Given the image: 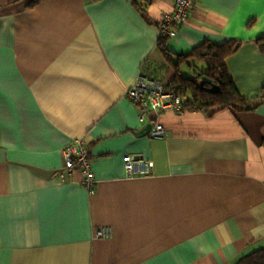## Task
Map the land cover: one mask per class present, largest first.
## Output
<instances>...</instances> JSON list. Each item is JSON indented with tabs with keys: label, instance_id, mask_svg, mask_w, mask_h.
<instances>
[{
	"label": "crops",
	"instance_id": "obj_1",
	"mask_svg": "<svg viewBox=\"0 0 264 264\" xmlns=\"http://www.w3.org/2000/svg\"><path fill=\"white\" fill-rule=\"evenodd\" d=\"M31 2L0 0V264H238L263 250L264 0H196L167 38L173 61L241 42L226 67L248 110L166 112L165 139L141 133L128 90L142 73L175 78L159 29L175 0ZM79 139L94 193L80 170L60 176ZM136 154L150 175L126 176ZM103 226L112 239H95Z\"/></svg>",
	"mask_w": 264,
	"mask_h": 264
},
{
	"label": "built area",
	"instance_id": "obj_2",
	"mask_svg": "<svg viewBox=\"0 0 264 264\" xmlns=\"http://www.w3.org/2000/svg\"><path fill=\"white\" fill-rule=\"evenodd\" d=\"M196 0H175L172 12L165 13L159 23L161 38L177 36L178 28L187 23ZM128 97L138 109V118L142 124L151 123L149 135L154 139H165L168 132L160 123L161 116L166 112L184 113L189 109L187 99L173 90L169 83L154 77L152 74H140L134 86L128 90ZM197 110V106L192 108ZM64 168L60 173L65 178L75 170L83 174V185L90 193L95 192L96 180L93 173L92 158L85 140L73 141L64 149ZM125 174L129 178L148 176L154 167L152 160L142 155H127L123 158ZM114 236L109 226L96 228L94 237L98 240H109Z\"/></svg>",
	"mask_w": 264,
	"mask_h": 264
},
{
	"label": "trees",
	"instance_id": "obj_3",
	"mask_svg": "<svg viewBox=\"0 0 264 264\" xmlns=\"http://www.w3.org/2000/svg\"><path fill=\"white\" fill-rule=\"evenodd\" d=\"M38 3L39 0H32L30 6ZM166 41L167 38H161L160 46L176 70V76L169 86L187 99L189 109L195 105L197 110L216 108L248 110L247 100L239 94L226 67V59L238 51L241 42L230 40L222 45L206 42L189 54L180 56L177 61H173L172 55L166 49ZM261 41L263 40L259 42ZM189 59L200 61L205 65L203 80L187 78L181 74V65L187 63ZM238 264H264V249L244 257Z\"/></svg>",
	"mask_w": 264,
	"mask_h": 264
},
{
	"label": "rangeland",
	"instance_id": "obj_4",
	"mask_svg": "<svg viewBox=\"0 0 264 264\" xmlns=\"http://www.w3.org/2000/svg\"><path fill=\"white\" fill-rule=\"evenodd\" d=\"M194 61V59H190L189 62L183 64L181 67V73L184 77L200 80V78L203 77L206 68L200 61ZM190 64L192 66H190Z\"/></svg>",
	"mask_w": 264,
	"mask_h": 264
},
{
	"label": "water",
	"instance_id": "obj_5",
	"mask_svg": "<svg viewBox=\"0 0 264 264\" xmlns=\"http://www.w3.org/2000/svg\"><path fill=\"white\" fill-rule=\"evenodd\" d=\"M152 130V124H148L146 128L141 132L142 134H148Z\"/></svg>",
	"mask_w": 264,
	"mask_h": 264
}]
</instances>
